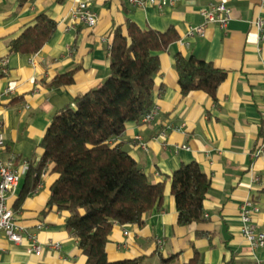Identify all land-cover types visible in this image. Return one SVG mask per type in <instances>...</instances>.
<instances>
[{
  "label": "crops",
  "instance_id": "obj_1",
  "mask_svg": "<svg viewBox=\"0 0 264 264\" xmlns=\"http://www.w3.org/2000/svg\"><path fill=\"white\" fill-rule=\"evenodd\" d=\"M84 2L91 3L98 16L94 28L71 26L72 11ZM219 3L232 10L228 29L210 25L204 34L189 36L190 27L204 23L200 11ZM263 6L264 0H176L174 6L163 7L149 3L136 7L128 0H31L24 6L20 0H0V92L14 91L0 103L3 159L17 168L24 162L39 165L43 139L56 113L109 78L111 33L116 27L130 19L142 30L174 28L180 40L158 54L154 120L126 124L117 140L152 184L164 183L162 207L146 215L143 227L115 225L106 248L108 259L143 258L142 264L173 259L168 264H188L198 252L200 264H264V248L252 250L240 219L241 204L254 199L261 209L255 223L264 233V40H259L256 26L259 18L264 21ZM40 14L57 22L50 42L34 55L11 53V42L35 26ZM176 54L195 56L228 73L217 102L201 91L182 96ZM71 72L73 85H51ZM259 149L262 153L256 156ZM192 162L211 179V187L204 221L179 226L171 177L182 164ZM52 168L43 169L37 188L17 205L25 175L8 205L18 224L36 234L40 244L57 242L61 249H46L37 257L28 252V241L16 245L1 235L0 264H86L77 238L67 231L69 214L48 207L58 178Z\"/></svg>",
  "mask_w": 264,
  "mask_h": 264
},
{
  "label": "trees",
  "instance_id": "obj_2",
  "mask_svg": "<svg viewBox=\"0 0 264 264\" xmlns=\"http://www.w3.org/2000/svg\"><path fill=\"white\" fill-rule=\"evenodd\" d=\"M30 1L20 0L21 6ZM56 30L57 22L40 14L35 26L11 42L10 52L37 54ZM111 38L109 78L56 113L43 139L42 160L25 176L17 205L37 188L43 169L52 165L58 178L51 187L48 207L69 214L67 231L77 238L86 264H142L143 258L110 261L107 244L115 225L143 227L146 215L161 209L165 185L152 184L117 140L126 124H141L153 109L155 78L160 71L158 54L168 51L180 35L174 28L166 32L142 30L127 19L124 26L113 30ZM175 69L182 96L201 91L215 102L228 76L213 63L181 54L175 55ZM73 84L71 72L56 77L51 85L61 88ZM210 187L211 179L196 162L182 164L172 175L171 193L179 226L204 221ZM188 264H200L198 252Z\"/></svg>",
  "mask_w": 264,
  "mask_h": 264
},
{
  "label": "built area",
  "instance_id": "obj_3",
  "mask_svg": "<svg viewBox=\"0 0 264 264\" xmlns=\"http://www.w3.org/2000/svg\"><path fill=\"white\" fill-rule=\"evenodd\" d=\"M128 2L136 7H142L146 3L163 7L166 5L174 6L176 0H128ZM264 7V6H263ZM204 19V23L197 27H190L188 30L189 36L202 35L206 28L210 25H216L222 31H226L232 20V10L224 3L210 4L208 7L200 11ZM98 16L93 11L91 3H80L71 14L70 23L74 27L76 25H86L94 28L97 25ZM256 26L259 32V40H264V21L259 18L256 21ZM8 60L3 61V65L7 66ZM6 73V68L4 69ZM14 91L6 89L0 92V103L6 98L12 96ZM156 109H152L144 118L143 123H151L154 120ZM5 147V136L2 123H0V237L5 235L7 239L16 244L21 245L24 241L29 242L28 252L40 257L44 251L60 250L61 244L57 242H48L45 246L39 243L37 235L27 231V229L16 220L14 211L8 205V198L12 195L21 179L30 171V164L24 162L20 168H17L13 161H5L2 157V151ZM190 150L189 147H186ZM263 149L256 152V156L262 153ZM260 205L254 199H247L240 206L241 232L252 250L264 248V233L258 230L255 223L256 216L260 213ZM42 229V225L38 227ZM125 235H129L126 231ZM161 243V242H160ZM255 264H261L257 261Z\"/></svg>",
  "mask_w": 264,
  "mask_h": 264
}]
</instances>
